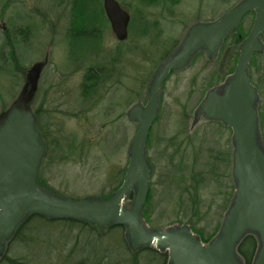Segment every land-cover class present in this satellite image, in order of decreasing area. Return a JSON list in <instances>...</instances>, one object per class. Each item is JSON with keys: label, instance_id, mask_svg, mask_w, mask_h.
<instances>
[{"label": "rangeland", "instance_id": "obj_1", "mask_svg": "<svg viewBox=\"0 0 264 264\" xmlns=\"http://www.w3.org/2000/svg\"><path fill=\"white\" fill-rule=\"evenodd\" d=\"M77 1L80 0H0V23L4 24V27L10 26L11 28V45L14 46L12 48L15 53L14 57H16L15 64L19 67L16 70V75H13L15 67L12 63V56L1 32L0 117L10 109L13 102L19 98L26 87H31L30 72L37 67L40 69L41 74L36 98L31 106L34 114L35 109L38 108L44 99L50 101L51 104L49 105L52 108L57 107L61 109L60 111L74 113L80 109L82 98L79 85L81 84L84 71L71 75L69 77L71 78L69 85H62V87H66L63 89V92H65L63 96L62 92L60 93V85L57 84L60 79L67 77L71 67L76 66L70 59L68 43L71 37L70 27H78L76 22L80 14H77L75 10L77 8V11H81L83 7L76 5ZM89 1L86 2L87 4L85 3L87 7H94L95 5L97 7L98 5V10L96 9L95 13L92 11L93 8H89L88 18L91 23L90 27L96 26L93 30L100 35V41L97 43L98 47H101L103 56L108 54L109 51H118L116 49L120 48L123 52L131 47H135V49L142 47L145 49L151 48L153 42L149 41L150 38L140 36V25H136L134 28L130 26L128 40L120 43L112 32L109 22L101 18L104 10L102 0ZM117 1L132 16H136L138 19L143 17L145 23L155 21L157 16L163 17L162 21L156 23V26L162 29L165 39H168V45L170 46L168 51H173L179 48L192 26L217 20L243 0H157L156 3H154L156 0ZM253 21L254 17H249L244 21L246 33L250 32ZM20 29L27 31L25 37L18 33ZM246 37L243 38L242 35H239L242 42ZM241 43L237 46H231L230 42H228L225 49L229 48L230 52L240 55ZM88 48L87 46L84 47L83 51ZM131 51L132 56H129L130 59H125L123 87L113 89L104 102L95 111L89 113L86 122L78 125L77 119L66 116L64 113L55 115L58 118L55 121L58 124H62L67 133L80 136L86 135L94 143L87 149L89 152H86L84 157L78 161L70 159L65 160V162L57 161L52 165L47 162L44 168L41 167L39 173L48 186H44V188L50 192L74 200L110 197L114 193L113 189L116 187L117 182L112 181H114L113 179L118 173L117 169H126L131 144L138 130V123L131 122L128 118V113L132 107H145L148 101V83L156 68H152L151 60L160 58V54L151 53L152 58L147 59V63L138 52ZM144 53L148 54L146 50H144ZM80 55H82V51L78 53L81 58ZM95 55L97 57L95 59H98L99 54ZM163 55L165 54L163 53ZM79 57L78 62L81 63L82 61ZM82 58L86 57L83 56ZM238 58L239 56H237V61ZM218 59V61L208 62L206 66L205 59L201 57L191 68L168 79L160 93V122L158 121L154 125V129H152L155 135H160L161 133L168 135L176 131V122L182 119L183 114H180V112H182L184 106L187 107L188 111V130L201 129V135L202 132H209L216 127V125L208 126L203 116L197 112L200 102L203 101L208 92L218 87L208 89L209 85H215L219 82V80H215L217 76L215 78L211 77L212 73L219 65L223 66L224 73L228 71L226 53L223 56L220 55ZM196 74L198 78L191 91L192 78ZM230 75L232 74L224 76L225 79L220 85L221 87L224 86ZM190 91L193 92L192 98L189 95ZM261 106H264V89L259 92L258 111ZM194 119L201 120L191 129L190 126ZM158 130L160 131L157 132ZM263 133L264 129L260 127L262 138H260V141L264 147ZM202 137L199 140L203 142L205 150L214 147V154L223 153V158L227 156V151L229 153L232 152L231 144L229 145V136L223 137L224 139L219 141L220 145L214 141L217 140V137L214 138L213 135H208L206 138ZM154 182L157 183L158 181ZM229 182L231 183V180ZM225 183L227 185V182ZM214 189L215 186L211 184L209 186L210 197L204 196L203 200L205 203L200 214L205 219L196 225V228L202 231L205 236L212 235L220 225L224 206L227 204V197H225V200L217 197L213 192ZM158 190L159 192H164V189L159 188ZM173 193V201L171 200V202L164 204L162 201L160 202L161 204H157L156 212L151 222L147 224L149 228L154 230L166 229L167 227L171 228L169 227L171 225L179 224L177 222L181 221L185 224V222L189 221V214L188 217L183 219L176 217L174 209L179 201L175 199L176 192ZM160 199L163 200V197H153L152 203H154V200L158 202ZM132 203H128L127 207H130ZM178 219L181 220L177 221ZM76 226L80 227L78 224L64 221L59 222L58 226H41L40 233L43 237V242L39 246L34 247L33 253L31 252L32 258L36 256L44 264H87L89 262L100 263L108 255L111 256L113 261H116V258L121 255H128L121 242L125 237V231L121 234L116 231V233L111 235V239H100L91 231L84 230L77 246L72 248L71 251L69 249L71 245L65 249L66 240L73 236L72 232L74 230L71 228ZM110 234V232L106 233V235ZM27 245H31V243H27Z\"/></svg>", "mask_w": 264, "mask_h": 264}, {"label": "water", "instance_id": "obj_2", "mask_svg": "<svg viewBox=\"0 0 264 264\" xmlns=\"http://www.w3.org/2000/svg\"><path fill=\"white\" fill-rule=\"evenodd\" d=\"M105 14L118 41L129 36L130 14L116 0H103ZM256 14L253 26L240 45L234 73L223 87L206 95L198 109L204 118L220 121L233 131L235 197L219 233L203 244L187 226L153 230L143 219L150 192L152 166L147 142L160 109V93L170 72L185 68L200 51L216 55L226 38L236 33L247 14ZM264 0H243L217 20L192 26L181 47L156 70L145 107H132L131 122L138 123L125 176L109 199L74 200L50 192L37 182L46 146L36 130L31 102L37 91L40 69L30 72L26 87L0 117V258L18 226L32 215L72 219L105 229L123 225L132 251L154 248L167 252L168 264H244L238 254L242 240L253 235L258 249L253 264H264V147L260 138L259 93L250 78V64L264 52ZM262 139V138H261ZM134 194L130 207L126 199Z\"/></svg>", "mask_w": 264, "mask_h": 264}, {"label": "trees", "instance_id": "obj_3", "mask_svg": "<svg viewBox=\"0 0 264 264\" xmlns=\"http://www.w3.org/2000/svg\"><path fill=\"white\" fill-rule=\"evenodd\" d=\"M86 2L90 1H77L76 5L83 6L81 11H77V8L75 10L77 14H80L76 22L78 24V27L71 26L69 29L71 37L68 43V49L70 59L73 61L72 63L76 64V66L74 67V73L72 71L73 67H71V71L68 73L67 77L60 79L57 83L58 85H60V93L62 92L63 96L65 94V92H63V89L66 87H62V85L68 83V81L70 80L69 77L71 75H76L84 71L81 84L79 85L82 98L80 109L74 113L60 111L61 109H58L57 107L52 108L51 105H49L51 104L50 101H46V99H44V101L38 106V108L35 109L37 130L41 133L43 142L46 146L45 156L42 162L43 168L46 166L47 162L52 165L57 161L65 162V160L70 159L78 161L84 157L86 152H89V150L87 149H89L94 143L90 138H87L86 135L80 136L72 133H67L63 125L58 124L55 121V119L57 118L55 117V115L64 113V115L66 116L77 119L78 125H80L82 122H86L88 120L89 113L95 111L96 108H98L104 102L107 95H109V93L113 89L123 87L125 59H130L129 56H132L131 50H133V52H138L145 60V62H147V59L152 58V56L150 55L151 53L160 54L159 59L151 60L152 68L157 67L158 63L164 61L169 54L168 50L170 46L168 45V39H165L164 33H162V29H160L159 26L154 25L153 22L145 23L143 17H139L138 19L136 18V16H132L131 26L134 28L136 25H140V36L144 38H150L149 41H153V44L155 43V45H151V48L148 49H145L144 47L139 48L140 50L137 48L136 50L135 47H131L128 48L129 50L127 49L124 52L120 48L116 49L118 51H109L108 54L103 56V54H101V47H98L97 43L98 41H100V35L96 34L95 30H93V28H95L96 26H94L93 28L90 27L91 23L88 18L90 12L89 8H93L92 11H94L95 13L96 9L98 10V5L97 7L96 5L94 7H87ZM156 2L157 0L154 3ZM100 12L102 13L101 10ZM102 14L103 15L101 18H103L104 21H107L104 11ZM249 17H255V13H249L244 18L242 24L240 25L238 33L232 34L226 39L220 53L216 58L209 57L208 60L205 56V52H201L194 59L193 65L197 63V60H199V58L203 57L206 62L205 65L207 66L208 62H214L213 60L218 61L220 55L223 56L226 53L228 71L224 73L223 66L219 65L211 75L212 78H215V76H217L215 80H219V82H217L215 85H209L208 89L218 85V83L223 82L225 75H229L234 72L236 67L235 62L237 61V56L239 55H235L233 52H230L229 48H225L227 47L228 42H230L231 46H237L242 42V40H240L239 38V35H242L243 38H245L249 34V32L246 33V29L244 27V21ZM26 32L27 31L25 29H20L18 33H21L25 37ZM161 43L167 44H165V46L162 48ZM86 46L89 48L83 51L84 47ZM144 50H146L148 54H145ZM80 51H82V55H80L81 58L78 56V53ZM163 53L165 55H163ZM95 54H99L98 59H95ZM83 56L86 58H82ZM78 57L82 61L81 63L78 62ZM161 57L163 58L161 59ZM15 59L16 57L12 55V63L15 67L13 75H16V70L19 68L18 65L15 64ZM183 71L174 72L172 73V75H176L180 72L182 73ZM197 78V74L192 78L193 81L191 82L192 85L190 86L191 91L193 90L192 87L195 85ZM250 78L253 85L257 87L259 92H261L262 89H264V52L254 55L250 64ZM191 91L189 92V95L192 98L193 92ZM180 114L183 115L182 119L176 122V131L168 135L164 133L155 135L152 132L153 134L148 141L147 150L149 153V159L151 161V148H154V151L156 152L159 151V164L157 163L155 164V166H159V170L162 171L161 173L162 175H164L163 178L159 179L156 184L151 183L152 187L143 211V219L146 224H149L156 212V206L161 204L160 202L162 201L163 204L171 202V200L174 198L172 197L174 195L173 192H176L175 199L179 201L177 202V207L174 209L176 217H181L183 219L185 217H188L189 214V217L191 219L188 218L189 221L185 222V224L187 223V225L190 226V228L197 235H199L204 242H209L216 235V232L219 230L220 226H218L214 233L210 236H205L202 231L196 228V225L200 222H203L205 219V217L200 216L205 201L202 198V195L200 193L201 191H198V188L201 184L205 186V184L207 183V179H209V176L218 178L220 175V163L221 165L226 166V162H228V156L231 159L232 154L229 153L225 158H223V153L214 154V147H210L205 150L203 142L199 140L201 136H203L202 138H206L208 137V135H213L214 138L217 137V140L214 141L218 142L219 144V138L224 137V133L221 131L225 130V127L219 125L217 122H213V125H216L215 128H212L209 132H202L201 135L197 133V135L195 134V136H192L189 134L187 123H181V121L184 120L186 122L188 119V111L186 106L182 108V112H180ZM259 115L261 120L260 127L261 129H264V106L260 107ZM208 126L212 125L210 124ZM182 127V132L184 134L186 133V136L182 134L178 135L179 133H181L179 131ZM159 131L160 130H158L157 132ZM186 140L189 141L185 143ZM194 144L196 146H194ZM189 145L191 146L192 151L188 150ZM192 152L194 153V160L192 157ZM151 163L153 162L151 161ZM117 170L118 173L113 179L114 181H112L117 182L116 187L113 189L114 192L118 190L122 185L125 175V168L121 170L119 168ZM169 173H172L171 178H169ZM37 182L42 187H48L46 182L41 178L40 174L38 175ZM195 185L196 187L193 190L194 193L190 192L191 194H188L189 196H187L186 194L191 191V189ZM157 187L164 189V192H159V188ZM153 197H163V200L160 199V201L158 202L154 200V203H152ZM108 198L110 197H104V199ZM133 199L134 195L132 194L126 200V203L128 204L130 202H133ZM230 202L231 197H227V204L224 206L225 210L229 207ZM180 220L181 219H178L177 221ZM62 221L80 225V227L76 226L74 228H71L74 230V232H72L73 236H71V238H69L65 242V249L68 248L69 245H71V247L69 248L70 251L72 250V248L77 246L84 230L91 231L100 239H111V235L116 233V231L120 232V234L125 231V237L123 238V240H121L120 238V240L128 255H121L120 257L116 258V261L111 260V256L108 255L104 257L100 263L89 262L87 264H167L166 253H161L151 248H143L142 250L136 252L132 251L126 239V228L123 225H113L105 229H100L98 226L91 225L87 222L75 221L72 219H49L42 215H32L25 219V221H23L18 226L14 235L7 242L5 253L0 258V264H36V262L37 264H44L42 261H40L39 258H36V256L32 258L31 255V252L33 253L34 251V247L39 246L40 243L43 242V237L40 233L41 226H58L59 222ZM177 223L179 224L176 225L184 224V222L181 221ZM108 232H110L111 234L106 235V233ZM27 243H31V245H27ZM257 249L258 240L255 236L248 235L242 240V242L238 246V254L244 264H253Z\"/></svg>", "mask_w": 264, "mask_h": 264}, {"label": "flooded vegetation", "instance_id": "obj_4", "mask_svg": "<svg viewBox=\"0 0 264 264\" xmlns=\"http://www.w3.org/2000/svg\"><path fill=\"white\" fill-rule=\"evenodd\" d=\"M162 19H163V17L157 16V18L155 19V21H153L154 25H156L157 22L162 21ZM1 32L3 33V37H4V39H5L6 43H7V47L9 48V51L11 53V56L12 55L15 56V53H14L13 48H12L14 46L11 45L12 32H11L10 26L9 27L8 26L7 27H4V24H1L0 23V33ZM185 39H184V41H185ZM165 44H167V43H161L162 48L165 46ZM154 45H155V43L152 44V46H154ZM175 50L169 51L168 52L169 54L166 57V59L169 58V56H171ZM205 56L209 60V53L205 52ZM193 62H194V59L191 61L190 65L187 66L186 68H184L183 70H186V69L191 68L193 66ZM183 70H181V71H183ZM72 71L74 73V67H73V70ZM69 84H70V80L68 81L67 85H69ZM183 121H181V123L182 124H185V121L184 122ZM205 122H207L208 125L209 124L213 125V122L206 121V120H205ZM186 123H187V121H186ZM217 123L219 125H222L223 127H225V130H222L221 131V132L224 133V138H225V136H229V145L231 144V147H232V152H230V154H232V157L230 159L229 156H228V160H227L228 162H226V166L221 165V163H220V169H219V174L220 175H219V177L218 178H214L213 176L212 177L209 176V179H207V183L205 184V186H203V184H201L200 187L198 188V191H201L200 193H201L203 199H204V196L210 197L209 186L211 184H213L215 186V189L213 191L214 194H216L217 197H221L223 200H225V197H234V195H235V182H234V177H233V151H234V143H233V139H232V130L230 128L224 126L222 123H219V122H217ZM179 124H180V122H179ZM195 126H193V121H192V124L190 126L191 129L194 128ZM182 129H183V127L179 131L181 133H179L178 135L182 134V135H185L186 136V133L184 134L182 132ZM188 131H189V134L190 135L195 136V134L197 135V133L200 134L201 129H199V130L194 129L192 131H190V130H188ZM151 135H152V133H151ZM150 137H149V139H150ZM224 138H222V137L219 138V141H221ZM188 141L189 140H186L185 143H187ZM194 146H196V145L194 144ZM188 147H189L188 150L189 151L190 150L192 151L191 146L189 145ZM193 150H194V147H193ZM152 154H154L153 155V157L155 156L154 158L152 157ZM228 154H229V152L227 151V155ZM192 155H193L192 157H193V160H194V153L193 152H192ZM150 157H151V161L153 162V163H151L152 166H153V173L151 175V183L153 182L152 184H156L154 181H159V179H162L163 178V175H164V174L162 175V173L159 171V166H157V165H156L157 167L155 166V164H157V163L159 164V160H160L159 151L156 152V151H154V148H151V150H150ZM191 173H192V171H191ZM166 175H168V174H166ZM171 176H172V173H169V178H171ZM230 180H231V183L229 182ZM225 182H227V185H226ZM226 186H227V188H226ZM191 187H192V185H191ZM191 187H190V189H191ZM195 187H196V185L186 195L189 196L188 194L194 193L193 190H194ZM213 197H215V196H213ZM209 202H211V200H209ZM226 211H227V209L226 210L224 209L223 217H224Z\"/></svg>", "mask_w": 264, "mask_h": 264}]
</instances>
